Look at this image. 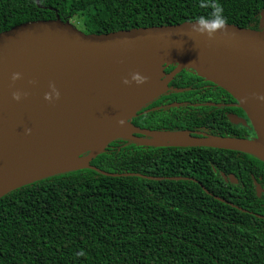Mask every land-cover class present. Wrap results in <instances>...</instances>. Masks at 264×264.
Masks as SVG:
<instances>
[{
	"label": "trees",
	"instance_id": "16d2710c",
	"mask_svg": "<svg viewBox=\"0 0 264 264\" xmlns=\"http://www.w3.org/2000/svg\"><path fill=\"white\" fill-rule=\"evenodd\" d=\"M216 2L227 23L258 28L264 0ZM198 3L0 0V31L55 13L93 33L175 24L207 14ZM229 100L221 88L182 69L130 123L247 137L245 126L225 116ZM88 165L93 167L43 177L0 197V264H264V160L225 148L118 138ZM219 172L232 173L236 182Z\"/></svg>",
	"mask_w": 264,
	"mask_h": 264
},
{
	"label": "water",
	"instance_id": "95a60500",
	"mask_svg": "<svg viewBox=\"0 0 264 264\" xmlns=\"http://www.w3.org/2000/svg\"><path fill=\"white\" fill-rule=\"evenodd\" d=\"M35 2L38 5V0ZM189 22L93 33L82 31L55 13L53 18L30 19L1 30L0 197L34 180L89 167V159L118 138L138 139L152 145L225 148L264 160V101L255 98L256 93L264 94V7L259 11L258 28L226 22L224 31L217 30L209 37L190 33ZM170 64L173 68L164 72ZM182 69H192L226 91L242 109L253 136H195L186 130L148 129L130 123L137 110L163 92ZM12 72L20 73L15 81L10 80ZM132 72L146 76L144 83L162 82L163 90L140 101L125 126L107 128L101 135L88 139L86 149L75 154L76 158L87 157L84 165L44 168L42 155L70 108L71 112L72 108H76L74 112L80 109L76 101L82 94L117 78L129 77ZM50 84L59 95L45 100L44 93L50 92ZM12 90L21 92L19 100L11 98ZM228 118L232 123L244 122V118L233 114ZM25 129L30 131L25 133ZM178 132L189 139L181 142L168 137ZM144 138L157 139L159 143ZM96 141L101 145L90 151V145ZM219 174L223 180L236 182L232 173ZM254 186L258 195L260 186Z\"/></svg>",
	"mask_w": 264,
	"mask_h": 264
},
{
	"label": "bare ground",
	"instance_id": "6f19581e",
	"mask_svg": "<svg viewBox=\"0 0 264 264\" xmlns=\"http://www.w3.org/2000/svg\"><path fill=\"white\" fill-rule=\"evenodd\" d=\"M122 78H117L106 85H100L83 93L80 100V109L71 108L66 120L53 134L50 144L41 158L44 168L76 167L86 163L87 157H75V154L86 149L85 142L94 135H101L104 130L113 126H125L127 118L134 107L143 100L163 90L162 82L154 84L129 82L123 84ZM74 103V102H73ZM72 107V106H71ZM117 119L123 124L118 125ZM130 136V135H126ZM133 138L132 136H130ZM169 138L174 141H186L189 138L183 132L170 133ZM148 142L159 143L157 139H148ZM96 141L90 145L89 150L95 151L100 146ZM254 151L261 155L258 149Z\"/></svg>",
	"mask_w": 264,
	"mask_h": 264
},
{
	"label": "clouds",
	"instance_id": "9594fccd",
	"mask_svg": "<svg viewBox=\"0 0 264 264\" xmlns=\"http://www.w3.org/2000/svg\"><path fill=\"white\" fill-rule=\"evenodd\" d=\"M198 6L200 8L209 9L205 15H199L189 22V32L203 34L211 37L217 30L224 31L226 29V17L224 15L223 7L216 2V0H199ZM183 43L180 44L179 48ZM20 76L18 72H12L10 74V80L15 81ZM147 77L141 75L138 72H132L129 77L122 78L123 84H128L130 81L137 85L144 83ZM50 92L44 93V99L50 100L56 98L59 93L53 85H49ZM13 100H19L21 98V92L18 90H12L10 92ZM255 98L258 101H264V94L256 93ZM118 125L123 124L122 119H117ZM30 129H25V133H28Z\"/></svg>",
	"mask_w": 264,
	"mask_h": 264
},
{
	"label": "flooded vegetation",
	"instance_id": "af4514ba",
	"mask_svg": "<svg viewBox=\"0 0 264 264\" xmlns=\"http://www.w3.org/2000/svg\"><path fill=\"white\" fill-rule=\"evenodd\" d=\"M211 83V82H210ZM213 84V83H212ZM213 86H216L213 84ZM218 87V86H217ZM223 90V89H222ZM226 92V91H225ZM220 103H218L219 105ZM221 105V104H220ZM224 105L226 106L227 110L224 111L225 113V116L228 118L229 114H233L234 116H237V117H242L244 118V122L241 123H232L234 125H243L246 127V129L248 130V136L249 137H252L253 136V132L248 124V121L247 119L245 118V115L242 111V109L237 105L236 101H227L226 103H224ZM229 119V118H228ZM230 182V181H229Z\"/></svg>",
	"mask_w": 264,
	"mask_h": 264
},
{
	"label": "rangeland",
	"instance_id": "374dc122",
	"mask_svg": "<svg viewBox=\"0 0 264 264\" xmlns=\"http://www.w3.org/2000/svg\"><path fill=\"white\" fill-rule=\"evenodd\" d=\"M74 26L77 27L76 25H74ZM143 140H144V141H145V140L147 141L148 139L144 138ZM135 141H142V140H138V139H137V140H135Z\"/></svg>",
	"mask_w": 264,
	"mask_h": 264
}]
</instances>
